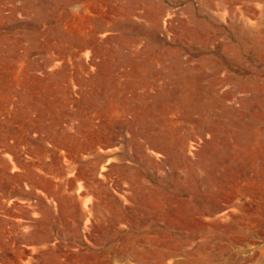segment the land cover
<instances>
[{"label":"rangeland","instance_id":"374dc122","mask_svg":"<svg viewBox=\"0 0 264 264\" xmlns=\"http://www.w3.org/2000/svg\"><path fill=\"white\" fill-rule=\"evenodd\" d=\"M263 107L264 0H0V264H264Z\"/></svg>","mask_w":264,"mask_h":264},{"label":"crops","instance_id":"0c3cea01","mask_svg":"<svg viewBox=\"0 0 264 264\" xmlns=\"http://www.w3.org/2000/svg\"><path fill=\"white\" fill-rule=\"evenodd\" d=\"M43 160V159H42ZM8 166H9V162H8ZM41 181V180H40ZM53 194H55V195H57V193L56 192H54ZM1 205H2V203H1ZM45 234H42V236L41 237H45L44 236ZM40 237V236H39ZM88 255V254H87ZM78 257H80V258H78L77 259V263L76 264H84V262H83V255H79ZM53 259H55V260H57V258L55 257V256H53L52 257ZM51 258V259H52ZM86 264H88V259H86Z\"/></svg>","mask_w":264,"mask_h":264},{"label":"bare ground","instance_id":"6f19581e","mask_svg":"<svg viewBox=\"0 0 264 264\" xmlns=\"http://www.w3.org/2000/svg\"><path fill=\"white\" fill-rule=\"evenodd\" d=\"M14 71H17L18 72V69H16L15 67H14ZM259 119L264 123V107H263V112H262V114L259 116ZM233 158H234V160H237L236 158V156L235 155H233ZM245 169V168H244ZM89 264H92L91 262L89 263Z\"/></svg>","mask_w":264,"mask_h":264}]
</instances>
